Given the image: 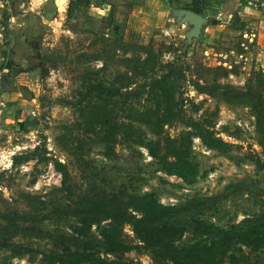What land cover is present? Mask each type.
Segmentation results:
<instances>
[{
  "label": "rangeland",
  "instance_id": "374dc122",
  "mask_svg": "<svg viewBox=\"0 0 264 264\" xmlns=\"http://www.w3.org/2000/svg\"><path fill=\"white\" fill-rule=\"evenodd\" d=\"M155 1L67 0L65 8L60 4L58 8L56 0H0V171L4 173L0 216L31 211L48 215L53 204L68 203L62 175L54 164L59 160L67 164L77 193L93 189L113 193L124 188L139 194L152 192L162 203L175 205L172 220L186 227L179 245L199 238L194 233L198 219L242 231L249 228V220L259 218L264 223V166H257L252 158L264 163V148L258 143L250 92L259 90V81L264 80V44L255 36L260 24L254 23L262 13L251 12L245 20L236 11L218 14L205 7L203 14L219 23L212 20L204 26V34L188 43L186 31L191 26L175 20L171 5L161 12L160 1ZM117 42L129 46L127 52ZM135 44L148 45L157 55L155 70L150 71L151 61L145 67L150 76L163 74L165 64L176 60L185 75L177 80L176 95L185 115L202 119L216 111L215 129L235 144L223 153L194 137L192 154L199 177L192 185L160 170L141 142L160 138L147 125L134 122L136 139L119 140L111 156L101 135L87 132L82 125L80 107L97 99L95 94L85 98L88 86L96 82L122 86L126 81L119 76L134 73L137 63L129 64L127 58L146 57L144 51L133 50ZM40 63L43 69L37 68ZM136 81L138 87L143 78ZM149 98L144 94L127 101L125 107L153 103ZM110 103L117 120L129 121L120 107L124 98L115 96ZM184 128L181 121L167 124L164 135L176 136ZM27 153L34 155L14 164L16 155ZM6 224L0 217V228ZM75 224L72 217L59 220L50 215L38 222L45 237L34 234L29 221L19 223L20 232L0 231V264H48L40 251L54 247L49 235L72 234ZM101 226L94 224L91 229L95 257L156 264L139 247L119 255L107 253ZM123 232L127 243L138 242L130 225ZM6 240L36 250L15 255L4 246ZM238 240L232 247L238 264H264V246ZM101 260L83 264H103ZM235 261L227 258L218 264Z\"/></svg>",
  "mask_w": 264,
  "mask_h": 264
},
{
  "label": "trees",
  "instance_id": "16d2710c",
  "mask_svg": "<svg viewBox=\"0 0 264 264\" xmlns=\"http://www.w3.org/2000/svg\"><path fill=\"white\" fill-rule=\"evenodd\" d=\"M200 14L202 11L191 7L189 4L184 6ZM118 47L127 49L123 43L117 42ZM133 50L140 49L145 52L146 57L142 59L139 55L135 58L128 57L129 64L137 62L135 72L123 73L119 77L124 78V84L120 87H110L104 82L91 83L88 86L85 98L92 94L96 100L87 101L80 107L83 117L82 125L89 133H99L101 141L106 144L111 156L119 140L129 141L136 139L137 130L134 122L147 125L151 132L160 138L157 140L141 141L148 149L150 155L158 163L160 170L169 175L181 178L186 184H194L199 177V165L194 160L192 154L193 138L198 137L209 149L230 152L235 144L226 141L215 129L213 121L216 111L207 112L202 119H196L185 115L183 102L178 100L177 80L183 78L180 66L176 60L165 64L167 70L158 76H150L147 62L151 61L150 71L155 70L158 64L157 55L148 45L135 44ZM139 63V64H138ZM143 65V68H141ZM37 68H44L40 63ZM143 78V82L137 87L136 79ZM6 81H4V84ZM133 85H135L133 87ZM250 89L254 99V116L256 118V130L259 136L258 143L264 148V80L260 79L258 87ZM144 94L150 96L149 100L153 103L135 106L125 105L127 101L138 99ZM124 98L122 110L126 112L125 119L129 121L117 120L114 107H111V100L115 97ZM196 110L199 109L194 105ZM176 121H181L185 128L176 136L164 135V127ZM34 153L16 155L14 164L27 161ZM257 166L263 167L264 163L258 157H252ZM55 168L62 175L63 190L69 197L68 203L52 205L48 215L36 212H16L21 217H3L7 224L2 233L20 232V222H31L30 228L37 236H44L45 233L39 229L38 222H43L45 217L54 216L61 220L67 217L76 220L72 225L74 233L49 235L54 247L47 251H40L43 259L48 264H83L95 263L101 260L95 257L91 251L94 249L91 241V229L94 224L101 226L100 235L103 239L106 252L113 255L126 253L130 250L141 248L148 252L156 264H218L227 258L239 260L232 251L235 239L244 244H255L264 246V223L259 218L248 221V229L232 230L225 229L203 220H196L194 233L199 237L195 241L179 245V238L185 233L186 227L176 220H172L176 214L175 205L162 203L155 193H134L125 190L113 193L98 192L88 190L84 193H77L71 183V173L66 163L56 160ZM4 178V173L0 171V184ZM92 193H91V192ZM95 191V192H94ZM44 203V202H43ZM50 214V215H49ZM130 225L138 240L135 244H129L124 239V228ZM47 237V236H46ZM5 247L15 255H24L35 251L33 247L21 243H6ZM102 261V260H101ZM103 264H126L121 260L102 261Z\"/></svg>",
  "mask_w": 264,
  "mask_h": 264
},
{
  "label": "crops",
  "instance_id": "0c3cea01",
  "mask_svg": "<svg viewBox=\"0 0 264 264\" xmlns=\"http://www.w3.org/2000/svg\"><path fill=\"white\" fill-rule=\"evenodd\" d=\"M60 1V2H59ZM160 1V11L164 12L166 6L171 7H178V8H185V4H189L191 7L198 8L202 11L205 7L209 10H214L216 13H224L225 11H236L239 15L242 16L245 20H247L246 16H249L251 12L253 13H262V16L259 18V20L255 21L254 23L260 24L257 25L258 32L255 34V36L259 39V43L264 44V0H159ZM67 0H56V4L59 8L62 6L65 8ZM153 2H156L153 0ZM174 4V6H173ZM229 9V10H228ZM172 10V9H171ZM159 11V13H160ZM232 13V12H231ZM252 13V14H253ZM202 15L206 16V14ZM164 16V15H163ZM207 17V16H206ZM209 18V17H208ZM211 22H212V18ZM215 23H219L218 20H213ZM212 23H209L208 25H211ZM263 29L262 31L260 29ZM204 29L202 30L201 34H204ZM264 50V47H263Z\"/></svg>",
  "mask_w": 264,
  "mask_h": 264
},
{
  "label": "water",
  "instance_id": "95a60500",
  "mask_svg": "<svg viewBox=\"0 0 264 264\" xmlns=\"http://www.w3.org/2000/svg\"><path fill=\"white\" fill-rule=\"evenodd\" d=\"M171 11L177 22L180 24L187 23L191 26L186 31L188 43H190L194 38H199L204 26L211 22L208 17L191 9L174 7Z\"/></svg>",
  "mask_w": 264,
  "mask_h": 264
},
{
  "label": "built area",
  "instance_id": "2783aa9c",
  "mask_svg": "<svg viewBox=\"0 0 264 264\" xmlns=\"http://www.w3.org/2000/svg\"><path fill=\"white\" fill-rule=\"evenodd\" d=\"M2 77V74H0V78ZM34 114L36 113V110L33 109L32 111Z\"/></svg>",
  "mask_w": 264,
  "mask_h": 264
}]
</instances>
